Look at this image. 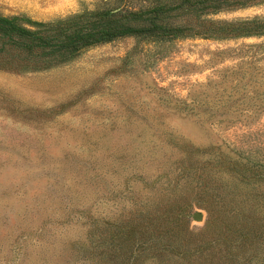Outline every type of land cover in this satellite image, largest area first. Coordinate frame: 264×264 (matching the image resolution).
Masks as SVG:
<instances>
[{
	"label": "rangeland",
	"instance_id": "obj_1",
	"mask_svg": "<svg viewBox=\"0 0 264 264\" xmlns=\"http://www.w3.org/2000/svg\"><path fill=\"white\" fill-rule=\"evenodd\" d=\"M102 1L0 0V14L49 22ZM254 17L264 5L214 19ZM263 196L264 38L127 37L0 69V264H264V238L231 242L240 227L220 209L262 217ZM172 197L181 219L195 206L163 229L200 251L135 252L122 231Z\"/></svg>",
	"mask_w": 264,
	"mask_h": 264
},
{
	"label": "trees",
	"instance_id": "obj_2",
	"mask_svg": "<svg viewBox=\"0 0 264 264\" xmlns=\"http://www.w3.org/2000/svg\"><path fill=\"white\" fill-rule=\"evenodd\" d=\"M133 1L103 0L104 5L100 8H85L49 22L0 14V69L13 73L48 70L89 48L127 37H143L164 43L188 38L215 41L264 38V18L214 19L222 13L263 6L264 0H138L144 4L139 8L132 6ZM257 199L254 197L242 202L259 204ZM166 200V208L162 207V201V208L142 215L139 223L129 227L133 230L128 234L123 230L122 238L138 234L134 241L138 244L137 253H169L175 257L196 253L198 240L194 243L187 241L181 247L177 243L184 236L163 229L166 223L174 225L187 220L195 203H187L188 211L185 208L181 212V219L175 212L173 202L176 200L173 197ZM216 200L219 201L218 194ZM227 206L228 203L221 204L220 209L228 215H223L222 219L231 220L240 227V232L233 235L231 242L244 245L252 239L263 240L264 215H248L239 204L229 205L231 208ZM209 212L214 214L216 209ZM204 243L212 245V241ZM224 245L227 246L228 241Z\"/></svg>",
	"mask_w": 264,
	"mask_h": 264
},
{
	"label": "water",
	"instance_id": "obj_3",
	"mask_svg": "<svg viewBox=\"0 0 264 264\" xmlns=\"http://www.w3.org/2000/svg\"><path fill=\"white\" fill-rule=\"evenodd\" d=\"M196 219H200L201 218V215L200 214H196Z\"/></svg>",
	"mask_w": 264,
	"mask_h": 264
}]
</instances>
